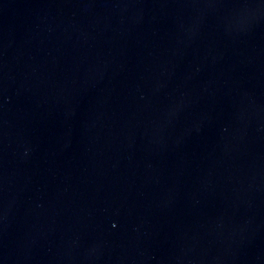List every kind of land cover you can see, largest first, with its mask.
Here are the masks:
<instances>
[{"label":"water","instance_id":"95a60500","mask_svg":"<svg viewBox=\"0 0 264 264\" xmlns=\"http://www.w3.org/2000/svg\"><path fill=\"white\" fill-rule=\"evenodd\" d=\"M0 264H264V0H0Z\"/></svg>","mask_w":264,"mask_h":264}]
</instances>
